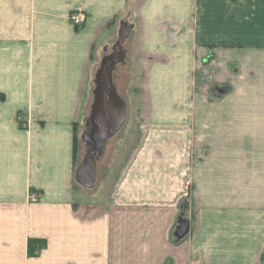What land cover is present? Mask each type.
I'll list each match as a JSON object with an SVG mask.
<instances>
[{
    "label": "crops",
    "instance_id": "crops-1",
    "mask_svg": "<svg viewBox=\"0 0 264 264\" xmlns=\"http://www.w3.org/2000/svg\"><path fill=\"white\" fill-rule=\"evenodd\" d=\"M122 22L141 136L106 190L75 122ZM0 264H264V0H0Z\"/></svg>",
    "mask_w": 264,
    "mask_h": 264
},
{
    "label": "rangeland",
    "instance_id": "rangeland-1",
    "mask_svg": "<svg viewBox=\"0 0 264 264\" xmlns=\"http://www.w3.org/2000/svg\"><path fill=\"white\" fill-rule=\"evenodd\" d=\"M116 38L117 34L112 33L109 35L108 48L106 51H102L104 55L109 54L111 51V44ZM100 58H97L94 65L88 71L83 97L80 101V107L75 122V147L76 160L79 161L82 158L86 159L87 156H90L95 160L97 159L99 162L97 173L98 178L94 188L103 187L104 189L109 190L112 188L113 182L116 178L118 171L117 168L125 162L136 145L139 136H141V131L138 128L141 124V118L137 113L139 101L137 99L127 98V94L130 95L135 86L131 84L130 79L126 77V75H130V72L125 74L126 70L120 66H116L112 72L113 84L116 88L117 95L122 99L127 109L125 122L118 131L107 137L106 141L98 148H96V146L88 139L84 140L83 135L85 133L93 134L95 129L93 114L95 111V89L98 85L96 82V73L99 68ZM83 142L85 144H83ZM110 170L112 175L110 173L108 179L104 180L102 184V179Z\"/></svg>",
    "mask_w": 264,
    "mask_h": 264
},
{
    "label": "bare ground",
    "instance_id": "bare-ground-1",
    "mask_svg": "<svg viewBox=\"0 0 264 264\" xmlns=\"http://www.w3.org/2000/svg\"><path fill=\"white\" fill-rule=\"evenodd\" d=\"M121 49L105 55L102 65L98 68L96 73L97 87L95 89V111L93 120L95 122V129L93 134L85 133L84 140L91 141L96 148L100 147L108 137L109 134L115 133L125 122L127 116V109L122 99L117 95L116 88L113 84V64L122 57ZM106 105L120 109V117L113 119L107 124ZM107 124V125H106ZM80 181L88 186L94 184L96 173L94 170V162L90 156L82 161L79 169Z\"/></svg>",
    "mask_w": 264,
    "mask_h": 264
},
{
    "label": "water",
    "instance_id": "water-1",
    "mask_svg": "<svg viewBox=\"0 0 264 264\" xmlns=\"http://www.w3.org/2000/svg\"><path fill=\"white\" fill-rule=\"evenodd\" d=\"M132 28V26L131 25H127L125 22H122L121 24H120V29H119V31H118V39H117V41H116V43H115V45L113 46V52H115L116 50H118V49H122V47H123V44H124V42H125V39H126V37L129 35V31H130V29ZM103 61V60H102ZM121 61H123V59L122 58H120L118 61H116L114 64H113V67H112V69H114V67H115V64L117 63V62H121ZM102 65V64H101ZM97 76V75H96ZM229 88L227 87V86H223L220 90L222 91V92H226L227 90H228ZM124 103V102H123ZM106 111H107V124L109 123V122H111L113 119H116L117 117H120V115H121V111H120V109H118V108H116V107H111L110 105H106ZM106 124V125H107ZM112 134H114V133H111V134H109L108 135V137L109 136H111ZM82 164V163H81ZM81 164L78 166V168H77V170H76V175H75V178H76V181L77 182H79V183H81V184H85V183H83L82 181H80V178H79V169L81 168ZM86 185V184H85ZM186 208H187V203H184V204H182V206H181V214H183L184 213V211L186 210ZM188 231H189V224H188V221H186V219H184L178 226H177V228H176V230H175V232H174V235L177 237V238H182L184 235H186L187 233H188Z\"/></svg>",
    "mask_w": 264,
    "mask_h": 264
},
{
    "label": "built area",
    "instance_id": "built-area-1",
    "mask_svg": "<svg viewBox=\"0 0 264 264\" xmlns=\"http://www.w3.org/2000/svg\"><path fill=\"white\" fill-rule=\"evenodd\" d=\"M85 18V12L78 6L74 7L69 14L71 24L77 27L83 24ZM17 119H20V117L18 116ZM29 200L35 202L38 200V196L34 192H30Z\"/></svg>",
    "mask_w": 264,
    "mask_h": 264
},
{
    "label": "trees",
    "instance_id": "trees-1",
    "mask_svg": "<svg viewBox=\"0 0 264 264\" xmlns=\"http://www.w3.org/2000/svg\"><path fill=\"white\" fill-rule=\"evenodd\" d=\"M17 115V114H16ZM26 121H23V122H20L19 123V125L21 126V127H24V126H26ZM74 149H75V134H74ZM74 158H75V151H74ZM44 244V243H43ZM30 246H31V241H30ZM43 245H41L40 247H42ZM31 252H33V251H31V248H30V253Z\"/></svg>",
    "mask_w": 264,
    "mask_h": 264
}]
</instances>
